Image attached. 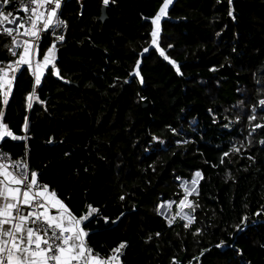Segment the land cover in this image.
<instances>
[{
    "label": "trees",
    "instance_id": "trees-1",
    "mask_svg": "<svg viewBox=\"0 0 264 264\" xmlns=\"http://www.w3.org/2000/svg\"><path fill=\"white\" fill-rule=\"evenodd\" d=\"M162 3L109 0L103 23V0H64L65 39L48 34L41 46L82 48L70 61L56 53L59 75L45 70L32 108L34 79L22 70L7 118L28 138L0 145L16 160L28 156L74 214L97 208L87 239L105 256L126 242L121 264H264V211L254 214L264 205V128L248 135L264 95V0H172L152 45ZM6 43L0 37V61L15 59ZM196 171L198 195L188 200L199 207L188 208L195 220L185 228L175 214ZM169 201L171 226L161 215Z\"/></svg>",
    "mask_w": 264,
    "mask_h": 264
},
{
    "label": "snow or ice",
    "instance_id": "snow-or-ice-1",
    "mask_svg": "<svg viewBox=\"0 0 264 264\" xmlns=\"http://www.w3.org/2000/svg\"><path fill=\"white\" fill-rule=\"evenodd\" d=\"M11 3L12 0H0V32L11 38L10 43L4 44L3 47L12 57H15L13 60L0 61V96H2V104L8 105L16 73L22 69L29 71L34 77V83L32 92L27 94L26 99L27 107L32 108L31 101L38 98L36 96L37 87L41 85L45 70L51 66L53 72L59 75L55 65L56 42L54 41L46 49L43 48L41 46L42 34L50 30L56 41H63L65 37L60 30L66 28L67 22L58 15L62 0H19L20 6L26 13L25 17L19 21L13 18V12L6 10ZM171 3L172 0H163L159 11L151 20L152 24L156 26L151 33L154 38L153 44L156 43L155 37L158 35L160 18L167 14L166 10ZM108 4L109 0H103V5ZM229 4H231V0H229ZM229 15H232L231 11H229ZM5 24H13L16 27H3ZM144 51L146 52L148 49H144ZM160 55L164 56L166 60L169 59L163 51L160 52ZM172 63L175 64V61ZM137 65H139V61H137ZM24 66L27 67L24 68ZM177 71L179 72V68ZM137 75H139L138 72ZM261 76L264 77V70L261 71ZM262 89H264V85H262ZM227 111L228 109H225V112ZM5 116V110L0 107V142H3L5 138H11L14 141L26 140L27 136L15 134L13 128L5 122ZM224 118L229 119L227 116ZM239 119L240 117L237 116L236 120L239 121ZM258 119L264 121V95H261L257 102L251 106V114L248 115L251 129L249 137L252 136V130L264 128V123H251ZM224 126L228 127L227 124ZM27 129L28 123L27 117H25V132ZM153 139L158 138L153 137ZM260 143L264 144V140H261ZM230 151L239 152L240 148L233 145ZM228 155V151L223 152V156ZM221 163H223V158H221ZM200 176L201 172L196 171L195 177L191 181L192 186L184 187L185 195L179 200V205L191 208L192 211H195L199 205H194L189 201L188 196L193 192L198 195L196 178ZM120 199L123 200L124 197L121 196ZM172 203V201L168 202L169 209ZM244 207L247 208L248 205L245 204ZM86 208L87 211L84 214H74L55 190L50 189L47 183L38 179V172L30 168L26 160L12 161L10 154L0 151V264H120L121 250L125 248L126 242H121L118 247L111 249V255L105 256L95 252L87 237L90 235L88 224L92 222L90 217L95 219L93 214H98V209L92 205H86ZM53 210L55 211L53 212ZM261 211H264V205L254 214L259 216ZM161 215H165V213H161ZM175 215H181V218L187 221L183 225L185 228H188L195 220V217L190 213H183V209ZM174 218L173 215L168 220L169 226ZM103 219L106 222L108 220L107 217ZM247 219L248 216L245 215L235 225V228L238 231H243L242 225ZM200 232L201 229L197 228L194 235ZM156 235L159 236L160 233H156ZM148 239L151 240L152 237L149 236ZM220 244H224V241H220ZM219 246L217 245V247ZM201 255H203V251ZM174 264H176L175 260Z\"/></svg>",
    "mask_w": 264,
    "mask_h": 264
},
{
    "label": "built area",
    "instance_id": "built-area-1",
    "mask_svg": "<svg viewBox=\"0 0 264 264\" xmlns=\"http://www.w3.org/2000/svg\"><path fill=\"white\" fill-rule=\"evenodd\" d=\"M62 3H63V0H62ZM61 7H62V5H61ZM6 10H7V11H10V12H13V13H14V17H13V18H15L17 21H19L21 18L25 17V15H26L24 8L20 6L19 0H12V3L7 7ZM60 10H61V9H60ZM60 10H58V15H60ZM3 27H13V28H15L16 25H13V24H5V25H3ZM66 30H67V26H66V28H62V29L60 30V31H62L64 37H65V34H66ZM21 31H23V29H21ZM48 34L51 35L53 38H55V36H53V35L51 34V31L49 30L48 32L42 34V35H43V39H44ZM2 36H4V37H8L6 34L0 32V37H2ZM8 38H10V37H8ZM10 39H11V38H10ZM43 39L41 40V44H42ZM63 41H64V40H63ZM63 41H57V42H63ZM56 53H57V51H56ZM13 58H15V57H13ZM30 75H31V74H30ZM31 76H32V75H31ZM32 77H33V76H32ZM33 79H34V77H33ZM0 151H2L3 153H8V154H10V159H11L12 161H15V160H16V159L14 158L13 154H12L11 152H9V151L3 149V148L1 147V145H0ZM23 160H26V161L28 162L30 168H31V163H30V161H29L28 156L26 157V159H23ZM97 253H98V252H97Z\"/></svg>",
    "mask_w": 264,
    "mask_h": 264
},
{
    "label": "water",
    "instance_id": "water-1",
    "mask_svg": "<svg viewBox=\"0 0 264 264\" xmlns=\"http://www.w3.org/2000/svg\"><path fill=\"white\" fill-rule=\"evenodd\" d=\"M107 5L103 6L102 7V10H101V15L99 17V21L105 23L107 21ZM73 48H82V46H77V45H66V46H63V47H60L58 50H57V59L58 60H65V61H70V58L68 57V52L73 49ZM72 86H76L77 84L75 83H71ZM143 108H144V117L143 119L145 121H147L148 119V112H149V104H148V101L147 100H144L143 101ZM16 126V123H13L11 125L12 128H15ZM32 169H35L34 165L31 166ZM87 210H85L86 212ZM184 259H181L180 261H183Z\"/></svg>",
    "mask_w": 264,
    "mask_h": 264
},
{
    "label": "rangeland",
    "instance_id": "rangeland-1",
    "mask_svg": "<svg viewBox=\"0 0 264 264\" xmlns=\"http://www.w3.org/2000/svg\"><path fill=\"white\" fill-rule=\"evenodd\" d=\"M163 16H161V18H162ZM161 18H160V20H161ZM158 33H159V31H158ZM157 37H158V35H157ZM157 37H155V39L157 38ZM152 45H155V44H153V42H152ZM194 177H195V175H194ZM193 177V178H194ZM201 177V176H200ZM200 177H197L196 179H197V181H198V183L196 184V188H197V190H198V184H199V181H200ZM192 185H191V181H190V183H185V182H183V187H191ZM195 194H197L196 192H193L191 195H195ZM172 209H173V207L171 206V208L169 209L168 208V203H165L164 205H163V207H162V210H161V213H165V215H162V216H164L167 220H169L171 217H172ZM181 209H183V213H189V210H188V208H186V207H183V206H181V205H179V207L177 208V211H178V213L179 212H181ZM179 217H181V215H178Z\"/></svg>",
    "mask_w": 264,
    "mask_h": 264
},
{
    "label": "crops",
    "instance_id": "crops-1",
    "mask_svg": "<svg viewBox=\"0 0 264 264\" xmlns=\"http://www.w3.org/2000/svg\"><path fill=\"white\" fill-rule=\"evenodd\" d=\"M63 1H64V0H63ZM62 47H63V46H62ZM26 67H27V66H24V68H26ZM22 70H23V69H22ZM22 70H21V71H18V72L16 73V79H15L14 82H13V89H12V93H11L10 96H9V103H8V105L5 106V105L2 104V96H0V104H1L0 107H2V108L5 110V113H6V116H5V122H7V123L10 125V127H11V125H12L13 123L8 122V118H7V114H8V106H9V104H10V102H11L12 95H13L14 89H15V87H16L17 79H18L19 75L21 74ZM15 128H16V126H15ZM15 128H13V130H15ZM8 141L16 142V141H19V140L14 141V140H11V138H5L3 142H8ZM3 142H0V143H3ZM31 166H32V165H31ZM54 211H55V210H53V212H54ZM120 264H121V263H120Z\"/></svg>",
    "mask_w": 264,
    "mask_h": 264
}]
</instances>
